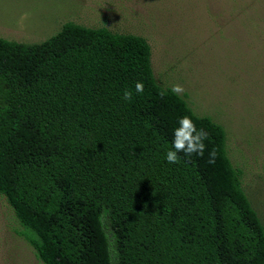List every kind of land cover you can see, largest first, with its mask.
<instances>
[{
    "label": "trees",
    "instance_id": "obj_1",
    "mask_svg": "<svg viewBox=\"0 0 264 264\" xmlns=\"http://www.w3.org/2000/svg\"><path fill=\"white\" fill-rule=\"evenodd\" d=\"M151 56L142 35L74 21L39 43L0 37V194L18 234L43 264H264L225 127L161 99ZM185 115L215 164L166 161Z\"/></svg>",
    "mask_w": 264,
    "mask_h": 264
},
{
    "label": "rangeland",
    "instance_id": "obj_2",
    "mask_svg": "<svg viewBox=\"0 0 264 264\" xmlns=\"http://www.w3.org/2000/svg\"><path fill=\"white\" fill-rule=\"evenodd\" d=\"M142 35L166 87L222 124L264 223V0H0V37L39 43L66 22ZM0 194V264H43Z\"/></svg>",
    "mask_w": 264,
    "mask_h": 264
},
{
    "label": "clouds",
    "instance_id": "obj_3",
    "mask_svg": "<svg viewBox=\"0 0 264 264\" xmlns=\"http://www.w3.org/2000/svg\"><path fill=\"white\" fill-rule=\"evenodd\" d=\"M135 90L137 93L144 91L143 82H137L135 84ZM181 96L185 89L181 84H175L170 89L162 90L159 92V96L163 99L168 92ZM123 99L130 101L132 99V93L125 92ZM178 126L173 130L172 149L166 152V161L169 164H175L179 161V153H183L185 157L191 158L192 156H198L203 158L205 152L208 154V163L215 164L218 150L213 148L208 150L207 144L209 133L203 128H197L196 123L193 121L191 116L185 115L178 120Z\"/></svg>",
    "mask_w": 264,
    "mask_h": 264
}]
</instances>
